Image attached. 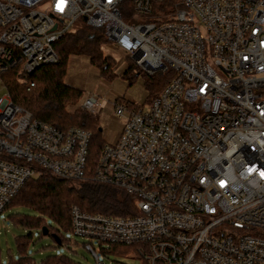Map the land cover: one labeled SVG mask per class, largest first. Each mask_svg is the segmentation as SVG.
<instances>
[{"label":"built area","instance_id":"obj_1","mask_svg":"<svg viewBox=\"0 0 264 264\" xmlns=\"http://www.w3.org/2000/svg\"><path fill=\"white\" fill-rule=\"evenodd\" d=\"M80 26L147 76L171 73L91 168L89 132L35 119L2 81L56 65L54 44ZM0 85V216L47 173L134 198V217L71 208L96 264L93 242L138 246L146 264H264V0H0ZM102 104L88 94L81 109Z\"/></svg>","mask_w":264,"mask_h":264},{"label":"trees","instance_id":"obj_2","mask_svg":"<svg viewBox=\"0 0 264 264\" xmlns=\"http://www.w3.org/2000/svg\"><path fill=\"white\" fill-rule=\"evenodd\" d=\"M123 7L122 16L129 21L132 16L129 3H125ZM105 44L106 40L101 31L80 26L73 32L65 34L54 44L59 57L56 65L41 67L28 77L19 74L17 68L2 75L3 84L12 103L30 112L35 119L62 131L78 128L91 134L88 168L95 164L106 144H101L98 120L93 114L82 109H76L73 112L67 110L78 102L82 92L65 83L66 63L71 56L85 57L99 71L102 78L112 80L115 78L112 72L114 62L103 55L101 47ZM140 73L130 61L121 77L127 79L131 85ZM165 75L166 81H147L145 87L149 92V103L161 93L171 79L170 72ZM31 84L33 87H30ZM15 207L27 208L36 216L17 214L9 217L16 225L28 229L29 232L15 239L17 257H9L6 264H37L28 256L32 241L31 229L39 232V237L42 238V229L45 227L48 231L46 237H49L54 245L59 247L67 245L64 235L71 233L70 210L72 207H77L87 214L119 218L137 216L134 198L120 190L89 181L60 180L47 173H43L36 181H28L6 211ZM47 219L54 226L47 225L45 223ZM54 236L60 242L59 245ZM118 247L135 248L143 264H146L139 255L138 246ZM0 264H2L1 255ZM39 264L74 263L65 256H48Z\"/></svg>","mask_w":264,"mask_h":264},{"label":"rangeland","instance_id":"obj_3","mask_svg":"<svg viewBox=\"0 0 264 264\" xmlns=\"http://www.w3.org/2000/svg\"><path fill=\"white\" fill-rule=\"evenodd\" d=\"M159 9V5H154V15L159 12H166ZM103 55L109 57L114 63L112 69L115 78L106 80L100 76L99 71L90 64L87 58L71 56L66 63L65 83L82 92V97L78 102L70 106V112L81 109V103L86 95L91 94L98 97L103 102L102 108H97L93 116H97L100 130L101 144L113 143L125 122L126 115L137 108L146 107L149 104V92L146 90L147 81H166L165 74H156L149 77L143 72L129 85L127 79L122 78L120 68L127 66L130 59L121 51L111 50L106 45L101 47ZM119 71V72H118ZM118 74L120 76H118ZM3 81V80H2ZM1 87V85H0ZM0 95L2 93L0 92ZM116 101L123 102L127 106V112L121 118L115 116V109L112 106ZM24 215L35 217L36 215L27 208L15 207L7 210L0 216V255L1 263L6 264L9 257H17L15 239L25 236L29 231L16 225L9 217L11 215ZM50 226L54 224L50 220H45ZM32 241L29 246L28 256L37 264L48 256H65L74 264H96L90 252L84 249V244L88 243L80 238H76L72 233H66L64 238L67 245L56 246L49 237H39V232L31 229ZM94 253L98 260L104 264H143L142 259L137 255L135 248L110 247L108 245L99 246L97 242L92 243Z\"/></svg>","mask_w":264,"mask_h":264},{"label":"water","instance_id":"obj_4","mask_svg":"<svg viewBox=\"0 0 264 264\" xmlns=\"http://www.w3.org/2000/svg\"><path fill=\"white\" fill-rule=\"evenodd\" d=\"M42 231H43V237L47 236V234H48L47 228L44 227V228L42 229ZM53 238L55 239V241H56L57 244L59 245L60 242L58 241V239H57L55 236H54Z\"/></svg>","mask_w":264,"mask_h":264},{"label":"crops","instance_id":"obj_5","mask_svg":"<svg viewBox=\"0 0 264 264\" xmlns=\"http://www.w3.org/2000/svg\"><path fill=\"white\" fill-rule=\"evenodd\" d=\"M126 68H127V66L120 68L119 71H122L120 74H123V73L125 72ZM119 71H118V72H119ZM118 76H120V75L118 74ZM102 107H103V104L101 105L100 108H102ZM95 118L97 119L98 117L95 116ZM122 128H123V126L121 127V130H122ZM121 130H120V132H121ZM120 132H119V133H120ZM118 135H119V134H118ZM118 135H117V136H118Z\"/></svg>","mask_w":264,"mask_h":264}]
</instances>
